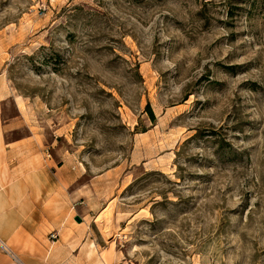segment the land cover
I'll list each match as a JSON object with an SVG mask.
<instances>
[{
	"label": "rangeland",
	"instance_id": "obj_1",
	"mask_svg": "<svg viewBox=\"0 0 264 264\" xmlns=\"http://www.w3.org/2000/svg\"><path fill=\"white\" fill-rule=\"evenodd\" d=\"M0 85L107 264H264V0H0Z\"/></svg>",
	"mask_w": 264,
	"mask_h": 264
},
{
	"label": "crops",
	"instance_id": "obj_2",
	"mask_svg": "<svg viewBox=\"0 0 264 264\" xmlns=\"http://www.w3.org/2000/svg\"><path fill=\"white\" fill-rule=\"evenodd\" d=\"M6 93L0 85V264H107L92 229L81 226L91 222L82 207L86 202L75 204L69 178L59 188V169L43 149V136L30 131L7 140L15 127L14 120L3 119ZM16 112L15 120L24 118L18 105ZM76 216L83 223L75 228Z\"/></svg>",
	"mask_w": 264,
	"mask_h": 264
},
{
	"label": "built area",
	"instance_id": "obj_3",
	"mask_svg": "<svg viewBox=\"0 0 264 264\" xmlns=\"http://www.w3.org/2000/svg\"><path fill=\"white\" fill-rule=\"evenodd\" d=\"M49 238H50L51 240L55 241L56 238H57V236H56L55 234L52 233V234L49 235Z\"/></svg>",
	"mask_w": 264,
	"mask_h": 264
},
{
	"label": "water",
	"instance_id": "obj_4",
	"mask_svg": "<svg viewBox=\"0 0 264 264\" xmlns=\"http://www.w3.org/2000/svg\"><path fill=\"white\" fill-rule=\"evenodd\" d=\"M75 221H76L77 223H81V222H82V220H81L80 217H75Z\"/></svg>",
	"mask_w": 264,
	"mask_h": 264
}]
</instances>
